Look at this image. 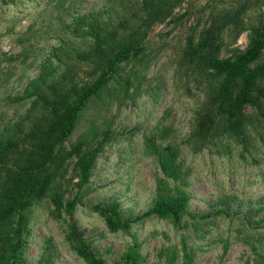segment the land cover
Returning a JSON list of instances; mask_svg holds the SVG:
<instances>
[{"label": "rangeland", "instance_id": "1", "mask_svg": "<svg viewBox=\"0 0 264 264\" xmlns=\"http://www.w3.org/2000/svg\"><path fill=\"white\" fill-rule=\"evenodd\" d=\"M240 4L249 7L245 19L248 25L264 20V0H185L173 18L147 31L143 58L138 64L125 62L118 66L117 80L91 102L69 140L68 146L73 145L92 128L98 133L105 129L114 133L98 159L92 191L85 194L74 215L85 239L108 264L120 261L134 238L141 244L140 264H165L166 251L174 246L178 249L175 264H184L181 239L193 252L191 264H262L264 140L260 132L255 134L254 157L262 161L257 165L241 163L234 142H229L230 157L214 145L193 152L187 139L195 113L204 104L206 86L200 80L188 79L177 66L188 39L208 25L210 13ZM140 8V0H35L29 5L28 0L0 1V138H6L10 128L25 116L27 92L44 67L61 73L72 66L71 76L77 81L92 78L90 66L74 59L91 45L90 23L108 29L127 21L132 27L141 17ZM77 17H86L82 27L76 24ZM249 33L246 30L237 39L232 37L233 32L225 33L220 57L245 51ZM128 77L133 85L126 94L123 80ZM247 111L252 113L251 108ZM150 137L160 145L173 144L180 149L179 160L190 171L188 211L196 218L197 226L187 218L183 230L178 231L168 221L150 218L135 225L132 235L111 234L90 206L114 197L132 218L152 207L159 169L143 153L144 142ZM72 176L69 168L66 179ZM75 182L65 183L62 190L66 200L75 196ZM47 209L43 204L34 213L25 253L27 264H39L46 255L54 259L53 264H85L70 250L65 234Z\"/></svg>", "mask_w": 264, "mask_h": 264}, {"label": "trees", "instance_id": "2", "mask_svg": "<svg viewBox=\"0 0 264 264\" xmlns=\"http://www.w3.org/2000/svg\"><path fill=\"white\" fill-rule=\"evenodd\" d=\"M33 1L28 0V5ZM184 1L140 0L141 17L132 27H128L127 21L108 29L90 23L91 45L74 57L76 62L90 66V80L77 81L71 76L72 66L61 73L47 66L42 69L27 92L29 106L25 116L10 128L6 138H0V264H27L25 253L32 236L34 213L43 204L65 234L70 250L85 264H108L85 239L74 215L85 194L92 191L98 159L114 133L110 129L98 133L92 128L73 145L68 146V142L91 102L117 80L118 66L125 62L138 64L143 58L147 31L173 18ZM248 11L247 5L240 4L210 13L208 25L188 39L177 66L188 79L200 80L206 86L204 104L195 113L187 139L191 150L200 153L214 145L230 157L229 142H234L238 145L239 161L257 165L262 161L254 157L255 134L260 132L259 137L264 140V20L248 25L245 21ZM75 20L82 27L86 17ZM246 30L250 32L246 50L228 58L220 57L223 35L230 31L237 39ZM130 79L123 80L126 94L133 85ZM143 153L159 169L152 207L132 218L119 200L112 197L90 206L91 212L104 220L111 234L132 235L135 225L150 218L168 221L178 231L183 230L190 218L196 227V218L188 211L190 171L179 160L180 149L173 144L160 145L155 137H150L144 142ZM69 168L73 176L66 179ZM73 182L77 192L66 200L62 189L65 183ZM245 242L262 258L253 244ZM180 248L183 263L191 264L193 252L185 239H181ZM177 252L176 246L169 247L165 264H175ZM142 260L141 244L134 238L115 264H140ZM53 262L46 255L39 264ZM260 262L264 264V259Z\"/></svg>", "mask_w": 264, "mask_h": 264}]
</instances>
